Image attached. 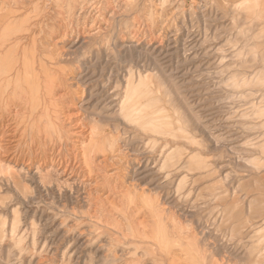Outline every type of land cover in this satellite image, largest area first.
<instances>
[{
	"label": "rangeland",
	"instance_id": "obj_1",
	"mask_svg": "<svg viewBox=\"0 0 264 264\" xmlns=\"http://www.w3.org/2000/svg\"><path fill=\"white\" fill-rule=\"evenodd\" d=\"M0 8L11 40L1 72L18 58L58 82L38 115L0 96L14 154L39 162L63 145L98 195H112L95 201L81 185L90 177L45 180L35 167L19 170L18 188L1 168L0 264H264V0Z\"/></svg>",
	"mask_w": 264,
	"mask_h": 264
},
{
	"label": "bare ground",
	"instance_id": "obj_2",
	"mask_svg": "<svg viewBox=\"0 0 264 264\" xmlns=\"http://www.w3.org/2000/svg\"><path fill=\"white\" fill-rule=\"evenodd\" d=\"M31 3V2H30ZM11 5V3H10ZM58 5V4H56ZM16 6V5H15ZM3 8V7H2ZM14 8V7H12ZM1 9V8H0ZM1 14V13H0ZM38 14V13H37ZM3 16V15H2ZM6 17V16H5ZM20 18V16H19ZM28 19V18H27ZM7 20V19H6ZM5 22V21H4ZM23 22V21H22ZM1 23V22H0ZM26 23V21H25ZM35 23H37L35 21ZM2 25V24H1ZM11 25V24H10ZM22 25V23H21ZM3 26V25H2ZM8 26V25H7ZM30 26V25H29ZM12 27V26H11ZM10 27V28H11ZM8 28V27H7ZM15 28V26H13ZM25 28V27H24ZM33 29V28H32ZM12 30V28H11ZM17 30H20L19 28ZM16 30V31H17ZM8 31V29H7ZM10 31V29H9ZM14 31V30H13ZM15 31V32H16ZM1 32V31H0ZM12 32V31H11ZM21 32V31H20ZM34 33V32H33ZM8 34V33H7ZM11 34V33H10ZM19 34V33H18ZM42 34V33H41ZM9 35V34H8ZM12 35V34H11ZM31 35V34H29ZM12 37V36H11ZM30 37V36H29ZM7 36L5 32L0 35V54L3 53L6 48H7V43L10 42L11 40L7 41ZM14 38V37H13ZM11 38V39H13ZM28 38V37H27ZM41 38V37H40ZM9 39V38H8ZM15 39V38H14ZM66 41V39H65ZM27 42V40L25 41ZM56 42V41H55ZM59 43L56 42L55 45ZM70 44V43H69ZM29 45V44H28ZM65 45V44H64ZM42 46V45H41ZM73 48V47H72ZM125 48V47H124ZM19 49V44L11 47L6 55L4 56V59H7L9 53L12 50ZM37 50V49H36ZM36 52V51H35ZM37 53V52H36ZM15 54V53H14ZM1 56V55H0ZM15 56V55H14ZM21 58V57H20ZM1 59V58H0ZM65 62V61H64ZM3 63V62H2ZM20 60L17 58L15 59L12 63L10 64H4V72H1L0 68V96H9V100L13 99L15 102L21 103V106L24 107L25 109L29 105V103L32 106V109L36 111V114H39L40 111V104H46L53 95L51 93L56 92V84L58 82L56 79H53L51 77V73L47 74L45 72L40 73L37 72L38 68H35L34 65L29 68V71L27 70V66L20 65ZM2 64L0 63V66ZM72 66V65H71ZM70 66V67H71ZM40 69H42L40 67ZM63 70V69H62ZM3 71V70H2ZM31 73L32 78L29 76ZM74 73V72H73ZM75 75V74H74ZM3 76V77H2ZM71 78V77H70ZM69 79V78H68ZM77 79V78H76ZM64 80V79H62ZM65 81V80H64ZM64 81L61 82L64 86ZM78 81V80H77ZM70 86V85H69ZM74 86V85H73ZM76 87V86H75ZM74 87V88H75ZM36 93V96L34 95ZM129 92V89L127 90ZM58 92L62 93V90H59ZM126 95V94H125ZM2 98V97H1ZM7 100V99H6ZM83 100V99H82ZM12 101V100H11ZM73 107L76 109V111H80L81 107L78 106L76 102L73 103ZM1 108V106H0ZM30 108V107H29ZM45 108V106H44ZM25 109H20L21 112L26 111ZM29 111V110H28ZM27 111V112H28ZM26 112V113H27ZM48 112V111H47ZM16 115H19L17 112ZM70 115V114H69ZM25 117V116H24ZM62 118V117H61ZM72 118L70 116L67 119ZM151 118V117H150ZM5 119V120H4ZM44 121V120H43ZM151 121V120H150ZM149 121V122H150ZM33 122V121H32ZM45 122V121H44ZM46 124V123H45ZM14 126V121L8 118H1L0 116V174L2 172L1 168H4L3 170L6 171L7 177H12L15 181L16 187L20 188L21 187V182L23 183L24 181L20 182V176H19V170L20 171H26L27 168L29 167H35L36 171L39 174H42V177H44L45 180H49L52 177H57L58 180H64L66 183H71L75 182L76 180H79L80 177H90L87 182L83 180L82 186H84V189L87 190V187L89 188L90 192H87V195L91 198L94 195H96V198L94 199L95 201H100V202H108L112 199V195H108L106 198L102 199L101 196L98 195L100 192L99 190V183L96 180L95 185L92 183L91 176H80V173L78 172V167L75 164L69 163L62 158V146H56L54 145L53 148L48 149L45 151L43 154V158L38 160L39 162H32V160L28 163V161L24 160L23 158H19L17 154L15 155L13 151L17 149L18 142L19 140L17 137L12 133V128ZM40 126V125H39ZM75 127L77 129H80L79 134L81 135L83 133V130L81 129L79 123L75 124ZM47 129V128H46ZM24 130V129H23ZM51 130V129H49ZM47 130V131H49ZM52 131V130H51ZM53 132V131H52ZM58 132L61 134L60 140H64V133L63 131L58 130ZM102 132V131H100ZM31 133V132H30ZM49 134V133H48ZM24 135V134H23ZM52 135V133H51ZM35 136V135H34ZM58 136V135H57ZM101 137V136H100ZM28 139V137H27ZM56 140V138H55ZM27 141V140H26ZM44 141V140H43ZM47 142V141H46ZM77 142V141H76ZM17 143V145H15ZM27 143V142H26ZM58 144V143H57ZM91 144V145H90ZM101 144V141L96 142L89 141V146L90 149H93L94 147L99 150ZM15 146V147H14ZM24 147V146H23ZM47 149V148H46ZM85 150V149H83ZM80 153H82V150H78ZM30 153V152H29ZM84 154H91L89 151H84ZM28 155V153H27ZM31 155V154H30ZM32 157V156H31ZM110 159L109 154L104 155V161L98 162L96 167H93L92 169H101V168H106L104 165L108 164ZM38 165V167H37ZM37 167V168H36ZM87 168V167H86ZM29 171V170H28ZM33 174V173H32ZM100 175V174H99ZM5 176V175H4ZM101 176V175H100ZM106 178V177H105ZM110 178V177H109ZM32 180V179H31ZM27 184V183H26ZM31 184V183H30ZM79 184V183H78ZM24 185V184H23ZM29 185V184H28ZM116 185V184H115ZM119 185V184H118ZM25 187V186H24ZM12 188V187H11ZM76 190V189H75ZM130 190V189H129ZM105 191V190H104ZM76 192V191H75ZM110 193V192H108ZM131 195V194H130ZM132 197V196H131ZM129 198V197H128ZM131 201V200H130ZM113 202L115 200L113 199ZM123 200L122 203L118 205V209L120 210L121 207L123 206ZM140 204V203H139ZM140 206V205H139ZM151 206V205H150ZM97 208L98 205H95ZM118 210V211H119ZM127 211V210H126ZM142 211V210H141ZM117 212V211H116ZM120 212V211H119ZM129 214V213H128ZM137 214V213H136ZM122 215V214H121ZM126 215V214H125ZM120 216V215H119ZM124 216V215H122ZM121 218V217H120ZM125 218V217H124ZM130 218V217H129ZM136 218V217H135ZM122 219V218H121ZM90 220V219H88ZM149 227V226H148ZM144 228V227H143ZM142 229V228H141ZM163 229V228H161ZM15 231V230H14ZM137 231V230H136ZM158 232V231H157ZM157 234V233H156ZM163 233H161L162 235ZM159 245V244H158ZM157 245V246H158ZM161 247V245H159ZM168 246V245H167ZM159 247V248H160ZM174 249V248H173ZM166 250V249H165ZM171 251V248L170 250ZM167 251V253L169 252ZM189 254V252H188ZM166 257V256H165ZM175 257V255H174ZM182 257V256H181ZM167 258V257H166ZM189 259V258H188ZM173 260V259H172ZM178 262V261H177Z\"/></svg>",
	"mask_w": 264,
	"mask_h": 264
}]
</instances>
